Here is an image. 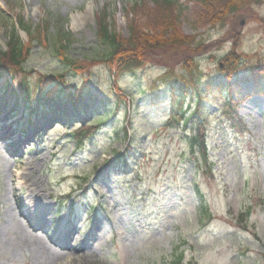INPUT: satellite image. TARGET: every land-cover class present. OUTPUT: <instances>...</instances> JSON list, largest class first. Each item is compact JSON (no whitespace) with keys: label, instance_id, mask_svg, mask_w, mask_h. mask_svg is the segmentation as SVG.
I'll use <instances>...</instances> for the list:
<instances>
[{"label":"rangeland","instance_id":"1","mask_svg":"<svg viewBox=\"0 0 264 264\" xmlns=\"http://www.w3.org/2000/svg\"><path fill=\"white\" fill-rule=\"evenodd\" d=\"M133 1L0 0V50L14 30L28 40L18 26L20 17L32 25L50 18L49 32L70 33L73 58L91 66L83 74L69 73L66 88L87 87L82 102L93 107L67 111L71 103L56 95L62 106L55 102L53 108L38 105L32 111L37 100L25 107L15 93L20 73L9 72V88L0 82V264H169L175 252L184 254L186 264H264V93L243 82L245 72L233 78L237 85H228L219 69L234 47L231 32L239 35V53L264 60V4L254 8L259 20L238 13L224 26H213L220 4L209 9L178 0L183 10L172 11L175 27L162 29L152 1L150 11L143 12L130 10ZM103 10L124 37L138 25L158 43H170L150 51L144 64L122 79L129 97L116 110L112 75L92 56ZM175 36L204 42L194 58L202 78L211 76L214 85L204 103L196 99L189 109L191 116L204 114L209 132L210 166L198 173L182 125L164 127L171 93L166 86L151 88L166 69L182 70L187 47L172 42ZM51 48L35 47L26 65L31 81L61 72ZM237 92L244 101L232 125L215 100ZM63 114L65 126L56 122ZM75 114L81 119L76 121ZM98 116L105 121L79 147L71 134L81 120L86 125ZM129 121L132 128L125 134ZM201 202L212 220L200 212ZM248 209L249 217L240 222V213Z\"/></svg>","mask_w":264,"mask_h":264},{"label":"trees","instance_id":"2","mask_svg":"<svg viewBox=\"0 0 264 264\" xmlns=\"http://www.w3.org/2000/svg\"><path fill=\"white\" fill-rule=\"evenodd\" d=\"M152 1V5L155 7L157 14L155 15V20L160 21L157 23L158 28H168L173 29L175 23L173 22L172 11L183 10L182 4L178 0H135L131 6L132 11L136 9L140 12L150 11L148 4ZM196 2L198 5L204 6V8L211 9L215 5H219L218 12L219 18L214 21L213 26L220 24L225 25L229 18H232L238 13H252L256 20L261 19L259 14L254 10L256 6H261L264 4V0H189ZM155 14V13H154ZM149 15V14H148ZM161 16L158 19V17ZM108 12L103 10L98 14L97 23V34H96V45L92 47L93 51V62L97 64H102L108 68L112 75V89L113 93L116 95L114 98V105L117 109L121 103L128 100V94L121 88V81L127 75H132L135 71L144 64L145 57L150 53V51H156L166 47V41L158 43L154 40V37L148 35L141 27L133 26L130 28V34L128 37L122 36L120 33L112 29L111 25L107 19ZM177 19V18H176ZM60 25V22H57ZM51 25L50 18L41 21L40 24L32 25L28 24L20 17L18 26L20 30L24 31L28 40L24 41L19 32L14 30L11 32L8 42L6 43V49L0 50V82L4 79L5 82L8 81V75L11 70L22 75V79L19 83V92L22 94L27 105H30V101L34 98L37 99L38 105L41 101L55 100L56 95L63 104L71 103L72 111L82 110L86 108L85 104L82 102V98L87 93V87L78 88L75 91L68 90L66 88V79L69 73L73 74H83L85 70L90 67L85 66L78 59L73 58L70 48H71V34H64L61 31L55 33L49 32ZM145 26H150L148 21H145ZM233 36L232 41H234V47L228 53H226L221 61L223 62L222 74L229 80L237 71L240 69H246L250 74L249 80L255 84V89L257 92H264V60L260 59L255 62V56L251 54L239 53L237 39L239 35L231 32L228 37ZM171 42V41H169ZM172 42L181 44L187 47L186 53L183 57L182 70L180 73H176L173 68H170L162 77L163 82L173 84V79L179 81L178 86L174 91H179L182 95V101L177 97H173L172 102V114L171 118L168 120V126H179L183 123L185 130H189L192 133L191 136L187 138V144L189 146L190 153L194 156L196 160V166L199 169H203L204 166L208 164V153L207 138L208 129L206 126V119L202 114L197 115L196 119L191 125V128L187 125V110H183L184 101L187 97H196L197 93L200 96V102L204 103L205 98L211 91L213 81L210 77H207L208 81L204 83V78H202L203 70L200 63H198L197 52L204 49L202 40L198 41L194 38H180L175 36ZM51 43V44H50ZM51 48L52 54L55 56L57 62L61 65L62 70L56 75H41L35 82L31 81L29 78V73L26 71L27 63L33 57V51L35 47ZM212 59H216L213 55ZM87 67V68H86ZM92 71L88 73V77L91 75ZM88 81V78H87ZM201 85H199V84ZM9 86V82H7ZM6 85V86H7ZM220 85L217 89H221ZM225 90H221V94ZM204 92V94H203ZM203 94V96H202ZM239 97V96H238ZM108 99H111L108 95ZM241 99L228 95L226 97L219 96L215 100L217 105L221 106L222 115L226 116V121L234 123V118L236 117L235 106ZM60 103V105H62ZM134 104V103H133ZM54 107V106H53ZM37 108H32V110ZM67 111H70L67 107ZM65 117V116H64ZM77 118V116H75ZM105 121V117L98 116L97 122H91L87 126H82L80 129L72 133V138L76 139L78 146L83 145V142L92 135L96 129L95 125H101ZM94 125V126H93ZM132 128V122L129 121L128 125L124 127V131ZM200 157H199V154ZM196 157V158H195ZM201 212L208 213L209 209L202 203ZM250 211L241 213L239 219L243 221L245 217L249 216ZM184 256L181 253L172 257V262L170 264H184Z\"/></svg>","mask_w":264,"mask_h":264},{"label":"bare ground","instance_id":"3","mask_svg":"<svg viewBox=\"0 0 264 264\" xmlns=\"http://www.w3.org/2000/svg\"><path fill=\"white\" fill-rule=\"evenodd\" d=\"M25 180H27V178H25Z\"/></svg>","mask_w":264,"mask_h":264},{"label":"water","instance_id":"4","mask_svg":"<svg viewBox=\"0 0 264 264\" xmlns=\"http://www.w3.org/2000/svg\"><path fill=\"white\" fill-rule=\"evenodd\" d=\"M222 66V65H221Z\"/></svg>","mask_w":264,"mask_h":264}]
</instances>
